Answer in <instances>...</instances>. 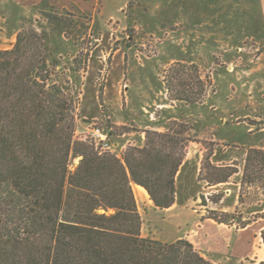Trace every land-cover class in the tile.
Returning <instances> with one entry per match:
<instances>
[{
  "label": "trees",
  "instance_id": "1",
  "mask_svg": "<svg viewBox=\"0 0 264 264\" xmlns=\"http://www.w3.org/2000/svg\"><path fill=\"white\" fill-rule=\"evenodd\" d=\"M51 10L41 13L50 23L64 22L66 14L76 18ZM55 38L22 28L14 46L0 50V264H214L187 240L163 243L141 235L134 186L158 209L175 204L176 177L194 142L191 127L170 121L164 132L143 131V145L128 146L121 156L100 150L77 134V81L94 46L79 50L75 65L64 68L51 47ZM164 84L171 101L187 105L201 103L210 85L197 66L184 63L166 70ZM201 144L199 181L217 186L240 174L236 163H213V142ZM240 207L246 211H210L209 218L241 228L264 219L263 148L246 150ZM261 238L264 244V229Z\"/></svg>",
  "mask_w": 264,
  "mask_h": 264
},
{
  "label": "rangeland",
  "instance_id": "2",
  "mask_svg": "<svg viewBox=\"0 0 264 264\" xmlns=\"http://www.w3.org/2000/svg\"><path fill=\"white\" fill-rule=\"evenodd\" d=\"M124 1L114 0L112 3V19L117 20L106 21V16L98 15L97 21H93L90 16L66 11L76 18L66 14L62 23H50L41 14L44 11L17 8H13L7 18L2 15L8 11L0 5V50L11 49L22 28L54 33L56 38L51 47L60 55L62 66L67 68L75 65L73 59L79 50L93 45L87 70L77 81V87L82 90L78 135L88 136L102 151L121 156L128 146H138V141L133 140L134 134H143L145 141L143 131L150 130L141 129L137 120H141L144 126L158 121L165 123L166 127L170 121H183L191 127L190 135L194 139L189 147L202 149L204 159L205 148L201 141L213 142V163H236L241 176L246 150L264 149V81L245 76L261 62L264 48L253 38L244 40L237 50H229L226 43L218 49L212 39L191 42L186 38L187 52L183 60L173 62L178 50L172 42L181 38L182 23L165 21L157 15L153 21L148 7L136 2L129 7L126 4L123 9L127 13L123 14L120 4ZM64 33H68L70 39L63 41L60 36ZM177 63L197 66L202 78L210 83L207 96L201 103L187 105L169 99L164 84L165 72ZM121 126L128 127L131 132L122 134L117 128ZM93 128H100L108 134V150H103L101 143L91 136ZM117 141L120 146L115 144ZM78 163V159L73 162V170ZM238 175L217 186H208L198 178L197 188L202 191L198 206L206 217H210V211H246L245 207L237 209L238 204H234L240 193ZM202 196L206 202H202ZM141 203V212L145 215ZM248 217L244 215L245 219ZM143 223H147L146 218ZM233 226L235 230L242 229L237 222ZM247 226L251 245L264 250L261 238L264 219L254 218ZM144 229L146 234L147 225ZM262 262L264 255L259 258L255 252H249L229 254L217 264Z\"/></svg>",
  "mask_w": 264,
  "mask_h": 264
},
{
  "label": "crops",
  "instance_id": "3",
  "mask_svg": "<svg viewBox=\"0 0 264 264\" xmlns=\"http://www.w3.org/2000/svg\"><path fill=\"white\" fill-rule=\"evenodd\" d=\"M114 0H0V5L7 10L2 16L9 18L13 8L21 11H46L55 8L61 11H71L77 14L90 16L97 21L98 15L112 21V3ZM132 2L139 3L149 9L153 21L163 17L165 21L182 23L181 38L173 41L176 56L172 61L183 60L187 44L191 42L209 41L220 48L226 43L228 49H238L240 44L253 38L264 48V0H126L120 4L123 9ZM1 16V15H0ZM108 17V18H107ZM249 79L264 81V56L255 67L245 75ZM139 122V123H138ZM141 129H150L163 132L165 123L154 121L144 126L137 120ZM133 140L142 146L143 134H134ZM120 146V142L115 143ZM203 162V150L189 147L187 156L176 177L175 204L167 210H159L153 206L148 194L138 191L134 186L143 223L142 236L163 243H175L187 240L201 256L217 264L229 254H243L255 252L251 245V236L247 227L235 230L233 224H222L206 217L198 206L202 191L197 188V181ZM230 162V161H227ZM220 163V162H219ZM240 176V174L238 175ZM241 179V176L239 177ZM240 179L237 183L240 190ZM144 205L145 215L141 212ZM235 206L238 204L236 195ZM147 225V233L144 226ZM264 229V228H263ZM263 250V249H262ZM256 254V252H255ZM259 257V256H258ZM261 258V257H259Z\"/></svg>",
  "mask_w": 264,
  "mask_h": 264
},
{
  "label": "built area",
  "instance_id": "4",
  "mask_svg": "<svg viewBox=\"0 0 264 264\" xmlns=\"http://www.w3.org/2000/svg\"><path fill=\"white\" fill-rule=\"evenodd\" d=\"M90 134L96 141H98V143H101L103 150L109 149V145L107 143L108 134H106L103 130L100 128H93Z\"/></svg>",
  "mask_w": 264,
  "mask_h": 264
},
{
  "label": "bare ground",
  "instance_id": "5",
  "mask_svg": "<svg viewBox=\"0 0 264 264\" xmlns=\"http://www.w3.org/2000/svg\"><path fill=\"white\" fill-rule=\"evenodd\" d=\"M137 189H138V191H142V192L145 191L146 192V190L140 186ZM255 252H256V255L259 257H263V255H264V250L259 249L257 246H255Z\"/></svg>",
  "mask_w": 264,
  "mask_h": 264
}]
</instances>
